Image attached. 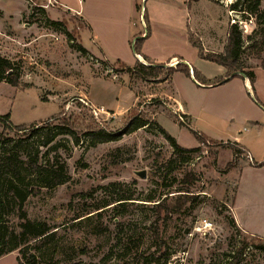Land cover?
Segmentation results:
<instances>
[{"label": "rangeland", "instance_id": "374dc122", "mask_svg": "<svg viewBox=\"0 0 264 264\" xmlns=\"http://www.w3.org/2000/svg\"><path fill=\"white\" fill-rule=\"evenodd\" d=\"M157 2L155 20L149 22L142 9L149 11L154 2L137 0L135 38L117 52V59L105 61L97 52L80 49L92 47L90 29L74 14L84 12L86 0H54L49 5L46 0H0V56L13 63L19 83L0 82V115L10 114L16 126L42 127L51 120L57 125L70 119L76 128L46 148V128L34 136L12 133L8 143L7 149L15 148L19 155L30 143L31 164L26 161L18 179L27 200L20 207V199L9 195L3 225L16 226L26 213L30 221L49 226L52 235L33 241L28 253L37 255L39 264H146L152 256L160 257L155 264H264L261 243L251 242L232 223L231 200L244 161L227 169L233 156L230 146L201 145L194 135L217 143H235L234 137L241 136L242 145L260 158L264 148L256 132L264 136L263 107L250 113L261 124L257 128L228 110L227 88L208 89L182 71L167 75L169 67L190 62L203 83V78L221 77L223 68L201 59L191 39L204 54L222 53L233 24L243 35L241 64L264 67V14L259 15L264 0H188L190 12L184 0L165 7ZM143 33L150 34L148 39ZM136 49L146 59L144 65L162 68L160 79L131 73L138 62ZM173 57L177 60L171 61ZM242 82L237 78L232 83ZM259 83L264 86L263 79ZM180 106L191 118L176 110ZM93 108L107 114L96 118ZM136 115L151 126L131 131ZM157 125L182 146L199 144L201 150L189 160L175 158ZM97 128L120 137L105 141L86 134ZM57 163L64 164L67 182L40 187L36 167L56 170ZM183 188L191 191L189 198L181 196L187 203L173 214L168 209L169 216L165 210L158 214L157 202ZM245 236L247 248L242 244ZM21 257L16 249L0 256V264H19Z\"/></svg>", "mask_w": 264, "mask_h": 264}, {"label": "trees", "instance_id": "16d2710c", "mask_svg": "<svg viewBox=\"0 0 264 264\" xmlns=\"http://www.w3.org/2000/svg\"><path fill=\"white\" fill-rule=\"evenodd\" d=\"M199 1V0H194ZM44 9L43 7H40ZM44 12V11H43ZM264 11L261 12L259 15H263ZM191 43L193 46L197 47L199 50V57L203 60H207L213 63H216L226 69V74L224 77H218L215 78L213 81H209L203 78V80L207 82H201V76L200 74L193 69V72H191L190 68L188 66H183L182 64H178L177 67H169L168 70V76L174 74L175 72H185L187 75L192 76L194 75L195 80L200 82L203 85H209V86H216L219 84H223L224 81L228 78H230L235 73H241L242 75H236L233 78L236 77H247L250 79L252 85L254 86L256 82V75L255 72L249 68L244 67L241 64V53L243 50V35L242 32L239 30L237 25H231L228 31V38L227 42L224 48V51L222 53L218 54H204L201 47L198 46V44L191 39ZM81 51L84 53H88L87 50H85L83 47H80ZM137 52V49H136ZM139 54V52H137ZM140 55V54H139ZM249 68L250 71H246ZM264 68V67H263ZM132 74L137 76L138 78L141 77L143 79L149 80V79H160L163 70L162 68L157 67H151L148 65H144L142 62L138 61L137 65L133 70H131ZM0 82H6L10 83L14 86H17L18 83V75H14V65L13 63L3 56H0ZM256 101L259 99L256 96ZM259 102V101H258ZM56 119H53V121ZM130 122V130L136 131L142 128H149L151 126V122L145 118L139 117V115L134 116ZM44 126H40L39 123H31V124H24V125H14L11 122V116L10 114L6 115H0V128L2 130L0 131V256H3L7 254L8 252H11L16 249H20L21 258L19 259V264H39V260L37 255H29L28 253L32 247L31 243L33 241H40L48 238L50 235H52V230L49 228V226L45 223H34L30 221L26 213H23L20 222L14 227H7L3 225V222L5 221V216H7L9 213H5L4 210L6 208L8 209L9 202H5L9 200V195L12 196V199H20L18 202V205L21 207L27 200L28 193L23 191L20 188V184L18 179H21L22 177V171L25 168V165L27 164L28 157V150L30 143H25L24 148L25 152L23 150L22 155H19V153L16 152L15 148L12 150H8V143L10 142L11 134H18V133H28L31 132V135H35L34 133H37L39 130H43L46 128V135L45 138L42 140V146L44 148L48 147L51 143L55 141V138L58 135H68L72 132H75V124L70 119H63L62 122H60L57 125H54L51 121H48L44 123ZM160 132L164 135V137L167 139V141L171 144L172 148L174 149L175 158L182 159V160H189L191 157L190 155L193 153H197L201 150V145H224V143H217L213 141H209L207 138H205L203 135H200L199 133L194 132V135L201 144L197 148H184L180 146L177 143V140L173 138L171 135H169L165 130H163L160 125H157ZM89 136H93L94 139H101L105 141H115L118 140L120 137V134H113L107 131L103 128H97V129H89V131L86 133ZM39 139H42V137H38ZM226 145L230 146V149L233 152V160L227 164V169H233L238 162L245 161V159H242V156H247V151L241 147L238 143H228ZM7 146V147H4ZM38 153L36 158H38ZM35 158V160H36ZM246 158V159H247ZM173 160H170L169 163H172ZM28 162V161H27ZM28 164H31V161L28 162ZM250 166L253 167H263L264 161L262 162H255L251 161L249 163ZM28 166V165H27ZM240 170V168H239ZM35 174H37L41 179L42 183L39 185L43 188H55L59 185H62L67 182L68 177L65 174V166L62 163H57V169H47L43 168L42 166H37L35 169ZM192 178L194 175L188 174L186 177ZM185 177V178H186ZM189 177V178H190ZM190 180V179H189ZM5 189L8 191L5 193ZM35 194H38L39 191H32ZM173 193H177L178 195L169 196V194L165 195L164 198H161L156 206V209L159 212L162 210L167 211L168 209L171 210V213H175L176 211H179L182 206H184L188 200L184 201L181 200V196H185L184 198H189L191 191L188 188H183L177 191H174ZM235 193H236V187L233 193V197L231 200V204L233 205L235 200ZM187 196V197H186ZM169 200L171 201L169 204ZM8 203V204H6ZM168 206H170L168 208ZM169 216V214H167ZM232 223L234 226H237L234 218L232 220ZM240 230V229H239ZM247 235V234H246ZM251 242L258 241L261 243V247H264V240L260 239L256 236H251ZM35 242V243H36ZM158 246L160 250L163 248V243L161 240L158 241ZM243 248H247L249 246L248 238L245 236L243 240ZM36 246V245H35ZM146 264H155L160 261V257L152 256L150 258L145 259Z\"/></svg>", "mask_w": 264, "mask_h": 264}, {"label": "crops", "instance_id": "0c3cea01", "mask_svg": "<svg viewBox=\"0 0 264 264\" xmlns=\"http://www.w3.org/2000/svg\"><path fill=\"white\" fill-rule=\"evenodd\" d=\"M46 1L49 5L54 0ZM148 1L149 0H147V2ZM187 2L188 0H184L186 8L190 12ZM136 3L137 0H86L84 12H74V14L84 20L92 35L90 39L92 43L91 50L83 46L82 47L92 54H95V52H97V54L101 56L105 61H111L112 58L118 57V55L120 54H118L117 52L120 53V49L126 47L135 38L133 21H135L134 19L136 16ZM152 3L153 5L151 6L150 10L148 11V9H146V11L144 12L145 15L147 14L149 22L155 20L156 13L158 11L157 0H152ZM159 4H161V7H165L167 5L174 4V0H161V3ZM47 6L42 5V7L44 8H47ZM149 36L150 34L147 35L146 39H148ZM136 56L138 61L140 60L141 62H146V59L142 55L136 54ZM174 60H177L176 57H173L171 59V61ZM188 63V66L193 71V65L190 62ZM222 68L223 70L221 73V77H224L226 74V69L224 67ZM252 70L256 72V82L254 86L252 85L249 78L243 76L241 77L243 79V82L241 83L242 85H234L236 83H232L237 78H240L236 77L231 78L223 84H219L216 86L207 85L206 88L211 90L219 87L227 88L225 89L226 98L229 99L228 102L230 103L228 110L234 113L239 121H244L245 124L257 123L255 126L259 128V126L261 125L259 124L260 122H258L259 120H254L250 113L260 112L259 108L261 107H263L264 109V86L259 83L260 79L264 80V68L256 67ZM206 78L211 81L216 77ZM195 81L198 84H201L197 80ZM256 96L259 99V102L256 101ZM251 97L254 101L251 100ZM238 103H240L241 105H239ZM179 109L183 111L182 113H184L185 118H191L189 112L185 111L182 106L176 108L177 111ZM261 116L263 117L264 113H262ZM256 136V140H258L259 143L263 142L262 146L264 148V136L260 131L256 132ZM243 139L244 138L241 136L234 137V142L238 143L247 151L248 159L245 160L244 163H242L240 166L236 184L235 200L232 205V214L238 228L243 233L251 236H256L264 240V166L253 167L249 165L251 161H264V154L260 158H254L250 154L248 149H246V147L242 145L241 142H243ZM177 143L182 146L178 140ZM222 143L228 144L229 142ZM199 146V144H196L192 147H182L197 148ZM232 160L233 156L230 158V161Z\"/></svg>", "mask_w": 264, "mask_h": 264}, {"label": "built area", "instance_id": "2783aa9c", "mask_svg": "<svg viewBox=\"0 0 264 264\" xmlns=\"http://www.w3.org/2000/svg\"><path fill=\"white\" fill-rule=\"evenodd\" d=\"M79 2L82 3V0H79ZM142 12L143 13L145 12L144 8L142 9ZM143 18H144V15H143ZM143 25L145 26V22L144 21H143ZM147 35H148V33L147 34L146 33H143V36H147ZM143 64H145V63H143ZM92 112H93V114H94V116L96 118H99V116L101 114H107V112L103 108H101V109L93 108L92 109ZM181 120L185 121L184 117H181Z\"/></svg>", "mask_w": 264, "mask_h": 264}, {"label": "water", "instance_id": "95a60500", "mask_svg": "<svg viewBox=\"0 0 264 264\" xmlns=\"http://www.w3.org/2000/svg\"><path fill=\"white\" fill-rule=\"evenodd\" d=\"M236 75H242L241 73H235L233 74L230 78L226 79L224 82L228 81L229 79L235 77ZM139 176L142 177V178H145V173L144 172H141L139 173Z\"/></svg>", "mask_w": 264, "mask_h": 264}]
</instances>
